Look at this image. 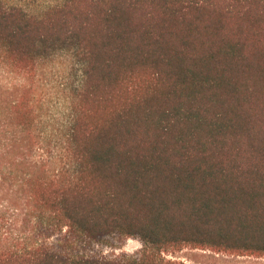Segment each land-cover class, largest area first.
<instances>
[{"label":"trees","instance_id":"1","mask_svg":"<svg viewBox=\"0 0 264 264\" xmlns=\"http://www.w3.org/2000/svg\"><path fill=\"white\" fill-rule=\"evenodd\" d=\"M185 249L264 258V0H0V264Z\"/></svg>","mask_w":264,"mask_h":264},{"label":"rangeland","instance_id":"2","mask_svg":"<svg viewBox=\"0 0 264 264\" xmlns=\"http://www.w3.org/2000/svg\"><path fill=\"white\" fill-rule=\"evenodd\" d=\"M56 75L48 97V115L54 116L62 113L66 101L71 94L72 86H76L81 80V75L72 76L65 63H58ZM143 245L135 239L115 238L114 240L94 248L93 253L100 257L113 258L123 254L133 255L141 251ZM167 258L181 260L187 264H264V258L256 257H231L217 255L202 250L185 249L182 252L167 255Z\"/></svg>","mask_w":264,"mask_h":264}]
</instances>
